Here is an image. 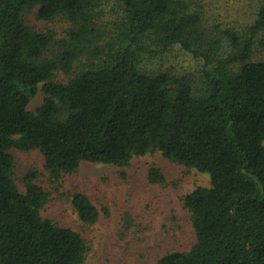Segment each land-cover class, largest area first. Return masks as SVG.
Instances as JSON below:
<instances>
[{
	"label": "trees",
	"instance_id": "16d2710c",
	"mask_svg": "<svg viewBox=\"0 0 264 264\" xmlns=\"http://www.w3.org/2000/svg\"><path fill=\"white\" fill-rule=\"evenodd\" d=\"M31 11L61 30L32 28ZM214 15L200 0H0V264H87L91 252L43 217L52 195L36 174L21 190L13 150L39 151L54 183L155 153L207 174L182 200L194 243L157 264H264V0L244 25ZM175 52L201 61L197 83L148 67ZM149 181L166 178L152 168ZM71 197L84 226L98 223L88 195Z\"/></svg>",
	"mask_w": 264,
	"mask_h": 264
},
{
	"label": "rangeland",
	"instance_id": "374dc122",
	"mask_svg": "<svg viewBox=\"0 0 264 264\" xmlns=\"http://www.w3.org/2000/svg\"><path fill=\"white\" fill-rule=\"evenodd\" d=\"M207 11L220 20H239L240 25L252 20L258 0H200ZM26 21L36 30H61L58 24L40 22L36 11L28 12ZM163 66L156 60L144 61L153 70H164L177 77L197 83L201 61L175 52ZM262 60L264 61V55ZM58 82L68 78L59 74ZM41 88V87H40ZM39 89L31 101L30 111L43 104ZM15 157V177L22 191L28 175H37L36 183L51 193L43 217L73 229L89 242L91 252L87 264H157L170 252L186 251L194 243V229L183 206V198L200 187H210V176L188 170L166 160L160 153L136 157L126 168L83 164L80 170L61 182L50 180L45 160L39 151H12ZM158 168L165 184H152L149 172ZM83 193L100 210L101 218L93 226H84L72 206V195Z\"/></svg>",
	"mask_w": 264,
	"mask_h": 264
}]
</instances>
